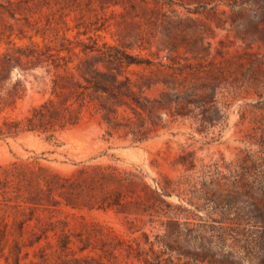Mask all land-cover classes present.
Wrapping results in <instances>:
<instances>
[{
    "label": "rangeland",
    "instance_id": "rangeland-1",
    "mask_svg": "<svg viewBox=\"0 0 264 264\" xmlns=\"http://www.w3.org/2000/svg\"><path fill=\"white\" fill-rule=\"evenodd\" d=\"M1 85L20 91L0 118L71 95L84 106L53 138L0 139V167L22 166L42 203H24L17 179L0 185V264H138L127 255L149 243L196 264H264V181L248 176L264 170V0H0ZM175 93L197 103L187 116ZM41 168L79 188L51 206Z\"/></svg>",
    "mask_w": 264,
    "mask_h": 264
},
{
    "label": "trees",
    "instance_id": "trees-1",
    "mask_svg": "<svg viewBox=\"0 0 264 264\" xmlns=\"http://www.w3.org/2000/svg\"><path fill=\"white\" fill-rule=\"evenodd\" d=\"M128 59L125 62L127 64H133L134 61L130 59V57H124ZM4 70V69H3ZM97 75V73H94ZM95 83H93L94 85ZM95 86V85H94ZM78 88H83L82 86L78 85ZM0 89H3V86H0ZM99 90H101L99 88ZM20 90L15 88L14 93L6 94V96L0 95V115L3 110L7 107L11 106V102L9 103L8 100L11 96H15ZM81 99H78L76 95H71L67 97L60 103L59 106L49 99L42 104L31 108L28 113L20 118H13L11 116H4L0 118V139L8 138V137H16L18 135L26 134V133H39L48 135V138H53L58 132L64 131L68 128L74 127L78 125L81 120V109L84 105L83 102L81 103ZM176 103V110L174 114L176 116H187L186 113L188 108L192 105H195L194 101L185 100L180 102L179 95L175 93V100ZM78 105L80 108L75 109L74 105ZM143 110V109H142ZM190 112V111H188ZM136 140H143L145 136H139L137 133H133ZM262 144L264 145V137H262ZM23 168L20 165L13 164L9 167H0V185L2 188H9L10 183L14 180H18V184L22 183L25 184L26 182L23 179ZM33 180L35 185L37 186V193L45 195L51 204V206L55 207L59 205L60 202L53 199V191H64L66 189H72L74 187H78L79 185L74 181H71L70 178L60 177L56 174L49 173L45 169H38L37 171L31 170ZM259 173V174H257ZM257 173L248 174V176H255L254 180L261 178V181H264V170L260 169ZM99 176L101 179H105L109 176H114L113 173H108L105 170H99ZM115 177H117L115 175ZM242 176L239 177V180L235 182V186H241L242 183ZM121 180V179H120ZM28 183L25 184V194L26 197L23 198L24 203L32 204L34 206L42 205L40 203V199L36 197L35 200L31 198V194L29 193ZM42 202V201H41ZM117 201L114 200L111 204L115 205ZM66 206H71L69 203H65ZM33 219V215L28 216L25 222H29ZM23 222V224L25 223ZM66 244V243H65ZM149 251L144 253L142 251H137L134 255H127L128 259H132L138 264H196L195 262L191 263L189 261H182L181 254H179L178 258L174 259L172 256V252L175 250L165 245V249L163 251L157 252L154 250V244L149 243ZM63 247V246H62ZM80 251H83L81 249ZM131 256V257H130ZM74 264H104L100 260L95 258L85 256L79 259H74Z\"/></svg>",
    "mask_w": 264,
    "mask_h": 264
}]
</instances>
